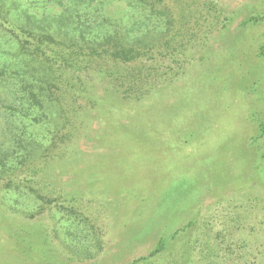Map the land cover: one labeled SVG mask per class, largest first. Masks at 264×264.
<instances>
[{
	"label": "rangeland",
	"instance_id": "obj_1",
	"mask_svg": "<svg viewBox=\"0 0 264 264\" xmlns=\"http://www.w3.org/2000/svg\"><path fill=\"white\" fill-rule=\"evenodd\" d=\"M4 1L14 19L60 10ZM161 1L169 16H133L158 25V64L172 70L142 73L143 86L83 58L25 111L0 83V145L29 149L7 159L18 174H0V264H130L159 239L165 250L138 264H264V20L243 23L264 0Z\"/></svg>",
	"mask_w": 264,
	"mask_h": 264
},
{
	"label": "trees",
	"instance_id": "obj_2",
	"mask_svg": "<svg viewBox=\"0 0 264 264\" xmlns=\"http://www.w3.org/2000/svg\"><path fill=\"white\" fill-rule=\"evenodd\" d=\"M52 1L60 6L57 13L38 17L25 10L19 18L14 19L11 15L12 8L8 7L4 0H0V43L15 44L9 48L13 49L12 57L8 59L0 56V83L6 80L11 82L10 92L15 102L22 105L25 111L43 106L46 99L54 100L51 97L50 81L55 72L66 69H71L72 73L74 70L80 71L83 68L80 59L83 58H104L110 61L111 70L107 69L105 73L121 78L128 90L143 86L142 73H146L147 78L153 75L152 70L157 73L172 70L171 67H160L158 64V57L163 53V36L158 25H144L143 20L133 16L143 15L145 20L148 19L147 16H169V11L164 13L166 9L161 0ZM122 1L126 4L123 14L118 17L111 15L110 8L113 3ZM259 20H264V13L251 15L243 23ZM166 43L164 42L165 45ZM146 60H151L154 67L148 65ZM132 63L134 65L131 66ZM163 80L166 79L161 81ZM16 107L12 106V109L15 110ZM15 148L16 150H13L0 145V174L14 169L13 164L8 165L7 159L15 156L17 150H22L24 156L29 151L21 142ZM16 174L18 172L13 170L10 175ZM27 182L28 179L9 177L4 186L16 190L28 188L36 193ZM37 197L44 199L43 195ZM68 217L72 218V211ZM83 226L89 233V226ZM66 230L69 232L71 229L68 227ZM73 236L69 234L70 238H74ZM165 242V239H159L146 256L138 257L130 264L147 263L165 250ZM77 244L83 246L81 241ZM86 248L82 249L88 251Z\"/></svg>",
	"mask_w": 264,
	"mask_h": 264
}]
</instances>
